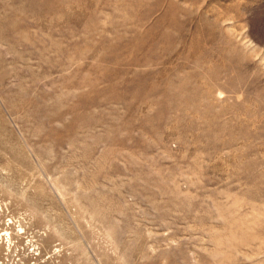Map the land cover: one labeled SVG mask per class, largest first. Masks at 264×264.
I'll return each instance as SVG.
<instances>
[{
  "label": "rangeland",
  "instance_id": "obj_1",
  "mask_svg": "<svg viewBox=\"0 0 264 264\" xmlns=\"http://www.w3.org/2000/svg\"><path fill=\"white\" fill-rule=\"evenodd\" d=\"M0 264H264V0H0Z\"/></svg>",
  "mask_w": 264,
  "mask_h": 264
}]
</instances>
